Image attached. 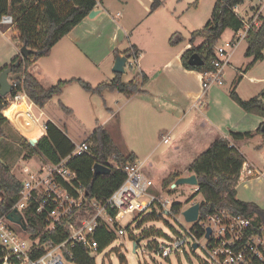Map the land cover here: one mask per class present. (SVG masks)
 <instances>
[{"label": "crops", "instance_id": "obj_1", "mask_svg": "<svg viewBox=\"0 0 264 264\" xmlns=\"http://www.w3.org/2000/svg\"><path fill=\"white\" fill-rule=\"evenodd\" d=\"M96 2L94 10L101 12L93 19L87 17L81 21L53 46L47 58H40L34 62L28 72L44 89L55 86L59 81L76 79L85 81L86 75L92 76L93 80H86L90 85L107 84L116 75L112 72L115 57L123 55L130 47L136 48L139 53L137 56L139 74L144 75L146 81L140 84L138 91L131 96L116 92L120 97L116 102L115 111L109 109L110 118L101 127L107 130L121 153L134 155L135 163L140 166L142 172L145 169L157 173L162 181L173 173L188 177L187 169L190 164L216 140L228 139L230 131L249 133L263 125L264 119L244 112L230 99L229 91L234 89L238 97L244 101L264 93V72L257 73L259 68L264 69V52L261 61L253 62L252 57L244 56L246 47L240 53V58L234 60L237 47L231 56L230 66L226 68L228 71H224L223 84L212 85L203 94L200 73L186 70L180 61L181 55L190 48L187 43L177 52H169L164 46L157 50L155 43L149 51L152 54L151 60L145 63L147 50L137 38V34L133 33L137 31L136 22L130 24L127 21L126 26H120L118 22L120 14L116 13L114 17L109 14L114 9V3H110L109 0ZM169 27L168 23L162 26L163 35H166ZM7 30L8 28L0 26V69L8 65L19 53L7 39L5 35ZM232 37L233 34L230 39ZM173 39L180 41L178 36ZM198 42L200 44L201 40L195 42L196 46L199 45ZM49 58L52 69L42 63V60ZM232 72L236 75H232ZM240 79L260 86L258 94L242 98L236 90ZM34 108L43 109L36 106ZM21 109L22 106L15 105V111ZM5 111L6 109L3 112ZM40 113L44 116L42 111ZM9 119L7 125L11 127L12 132L19 137L23 136ZM46 122H51L60 129L56 123L50 120ZM117 130L121 134L120 138L116 136ZM128 134H136V138L132 136L130 138ZM163 137L167 138L166 143H163ZM22 140L25 142L30 139ZM231 143L243 156L245 163L252 165L255 171L254 175L237 185V196L238 189L243 186V190H249L257 199L259 193L264 195V140L260 135H255ZM163 145L168 147L161 155L155 156ZM252 147L257 152L251 156L246 151ZM140 150L145 152L142 153ZM262 200L263 197L259 202L254 200L248 203H253L263 210L264 206H260L264 204Z\"/></svg>", "mask_w": 264, "mask_h": 264}, {"label": "trees", "instance_id": "obj_2", "mask_svg": "<svg viewBox=\"0 0 264 264\" xmlns=\"http://www.w3.org/2000/svg\"><path fill=\"white\" fill-rule=\"evenodd\" d=\"M246 0H216L212 9L211 18L200 30L190 34L188 45L190 48L185 51L180 61L186 70L204 73L210 71L211 60L214 56V48L219 42L222 33L230 30L233 34L243 27L244 19L234 9L240 7ZM257 3L252 9L253 13L260 8V0H253ZM161 0H153L150 11H155L160 6ZM259 3V4H258ZM97 6L96 0H0V18L3 15H10L13 18V25L6 31L7 39L20 50L22 46L33 51L26 58L18 55L6 66L0 69V73L8 68L12 75H20L21 79L16 80L17 90L12 89L5 98L0 97V139L3 137V127L8 120L3 117L2 111L7 108L6 98L13 96L17 91H23L28 99L39 108H43L53 97L61 93L63 86L71 82H77L86 91H94L101 94L107 90L118 92L124 96H131L138 91L139 85L146 81L141 75L140 80L134 78L128 83L121 81V75L116 74L109 83L99 84L93 88L89 83L80 79L70 81H59L55 86L44 89L38 81L28 72L30 66L40 58L49 56L53 46L65 37L81 21L88 17ZM261 25L259 28L248 32L246 43L247 49L244 56L253 58V62L263 59L264 52V17H259ZM174 37V36H173ZM171 40V44L178 40ZM201 40L199 45H195ZM199 56L207 55L202 66L193 67L188 64V59L193 54ZM116 54V52H115ZM136 48L130 47L123 52V55L130 58L138 56ZM16 64V65H15ZM230 99L235 102L247 114L264 119V93L259 97L244 101L238 97L234 89L229 91ZM66 114L70 113L65 109ZM262 124L253 132L235 133L230 131L227 138L216 140L210 147L197 157L188 167L187 172L194 175L197 180L198 190L195 196L201 197L199 208V219L206 216L226 211L230 214L241 215L251 218L253 223L264 222V210L253 203L243 202L237 198L236 187L242 181L241 174L245 166V159L232 146V141H238L260 135L264 140V131H261ZM90 144V154H80L70 159L68 167L75 173V183L81 186L87 199L104 201L111 193L121 185L125 175L121 168H113L109 162L119 167L126 164H134L133 154L124 155L116 147L107 130L101 126L94 129L86 139ZM32 156H38L48 163H57L66 158L73 149V144L66 137L65 132L58 129L51 122H46V135L34 141L31 145L25 141ZM94 164H108V174H93ZM181 178L180 173H173L161 183L164 190H168L174 182ZM21 189L18 181L10 170L0 162V217L7 214L17 200ZM194 197V196H193ZM179 204H172L171 211L176 214L180 210ZM150 217L156 215L151 211ZM115 216L114 211L109 212V219ZM26 225L25 234L32 238L39 237L40 243L51 240L59 243L67 238L62 228H56L51 233H42L40 219L30 212L23 215ZM21 231V229H18ZM98 243V254L103 251L113 240L114 235L101 224L94 235ZM66 260L70 264H96L95 257L88 255L86 250L76 245L67 248ZM1 253V251H0Z\"/></svg>", "mask_w": 264, "mask_h": 264}, {"label": "built area", "instance_id": "obj_3", "mask_svg": "<svg viewBox=\"0 0 264 264\" xmlns=\"http://www.w3.org/2000/svg\"><path fill=\"white\" fill-rule=\"evenodd\" d=\"M260 2L264 5V0ZM261 5L248 20H244L243 27L230 40L214 48L212 69L200 73L203 94L212 85L223 84L222 77L225 69L230 66L234 50L240 42L246 40L250 30L261 25ZM236 9L237 7L234 11ZM12 25L13 18L10 15L0 18V26L9 28ZM134 67L139 68L138 57L133 55L127 59L125 69ZM10 84L11 90H17L15 82ZM6 103V110L15 105L23 106L20 111H12V118H7L23 136L36 131L34 139L38 140L46 135V122L40 126L41 131L36 127L43 114L35 116L32 112L35 105L23 91H17L6 98ZM2 113L4 114L3 111ZM166 142L167 138L163 137V143ZM80 154H90V144L86 140L73 145L71 153L57 163H48L39 157L34 170L20 181L21 189L16 202L7 214L0 217V264H70L65 257L68 254L67 248L80 245L88 255L98 254V243L94 235L104 220L109 219L110 211L115 212L114 220H119L124 215L143 214L153 210L168 215L172 213V204L162 197L166 190L161 184L157 189L136 163L119 167L109 162L113 168L122 169L124 181L104 201L87 199L84 189L75 183V173L68 167L70 159ZM254 174L252 165L246 163L241 179ZM193 187V192H196L197 186ZM200 202L201 200L194 201L193 204ZM13 211L20 214L23 221L24 213L30 212L40 219L42 233H51L60 227L66 232L67 238L59 243L51 240L40 243L39 237L32 238L30 235L25 238L15 232V229L21 228L7 219V215ZM189 225V229L175 232L173 239L156 244L153 252L155 256L169 260L179 252L185 253L186 249L195 251L199 247V241L204 240L208 260L201 264H264V222L254 224L251 218L221 211L201 220L198 215L197 220ZM141 254H145L144 249H141Z\"/></svg>", "mask_w": 264, "mask_h": 264}, {"label": "rangeland", "instance_id": "obj_4", "mask_svg": "<svg viewBox=\"0 0 264 264\" xmlns=\"http://www.w3.org/2000/svg\"><path fill=\"white\" fill-rule=\"evenodd\" d=\"M109 1L110 3H114V9L110 11L109 14L113 17L116 13L120 14V18H118L120 26H126L127 21H129L130 24L134 21L136 22L137 31L133 33L134 35L137 34V38L147 50L145 63H149L152 55L149 51H151L155 43L154 46L157 50L162 46L169 52H177L182 49L184 45L188 43L190 34L202 29L210 20L216 0H161L159 8L153 12L150 11L153 0ZM259 3L261 5V2ZM254 5H257V3L253 0H246L242 6L237 7L235 12L244 20H248L253 15L254 10L252 7ZM261 6V16L264 17V5L262 4ZM167 23L170 27L166 35H163L162 26ZM232 34V31L225 30L217 45H222L225 41L229 40ZM173 36L174 38L178 36L180 41L171 44L170 42ZM147 40L149 43L146 42ZM246 47V41L240 42L235 52L234 60L240 58V53ZM42 61V63H45L52 69L50 58ZM225 71L228 70L225 69ZM263 72V68L257 70L258 74ZM234 74L236 75V73L232 75ZM86 76L85 81H82L87 83V79L93 80L91 75ZM121 77L123 83H128L134 78H138L139 80L141 78L139 70L135 67L132 69H125V73ZM222 78L224 79V77ZM57 83L58 82H56V84ZM91 84L93 88L97 86L93 85V83ZM227 84L229 87V81ZM237 86L236 88L238 89L236 90H238L242 98H249V96L252 97L257 95L258 89L260 88V86L249 84V81L245 79H240ZM119 97L120 96L114 91L110 92L105 90L101 94L94 91H86L77 82H72L63 86L61 93L53 97L43 109L34 108L32 112L35 116H38L40 111L44 113V116L40 118L39 123L36 125L40 131V126H42L44 122L50 120L56 123L60 129L65 132L66 137L73 145H78L86 140L95 128L101 126L110 118L109 109L112 108V110L115 111V105ZM65 109H69L70 113L66 114ZM3 117L5 116L3 115ZM3 132L4 135L0 139V162L10 170V173L18 181H21L28 172L34 170V166H36L39 157L35 155L32 156L25 142L22 140L26 139L25 137L28 138L26 135L27 133L25 136L19 137L18 134L12 132L11 127L7 124L3 127ZM120 135L121 134L117 130L116 136L120 138ZM128 136H130V138L131 136L134 139L136 138V134H128ZM152 139H154V136H152ZM166 147L168 146H161L155 153V156L161 155V152L164 151ZM140 152L144 153L145 150H140ZM256 152L257 150H255V148L253 149V147L246 151V153H249L251 156ZM146 171L143 169L142 173L144 176L152 180L156 188L159 189L158 187L162 182L161 176L157 173ZM242 187L243 186H240L238 189L237 197L240 200L246 202H253L255 200L259 202L263 197L261 202H264L263 193H259L260 196L257 197V200L253 197L252 192L243 190ZM193 188V186L189 185H179L174 188L170 187L162 195V197L169 200L171 204L180 205L181 208L176 214L171 213L168 215L166 213L157 212L155 216L150 217L151 211H147L143 214L124 215L119 220L105 219L103 225L108 231L113 233L115 238L101 253L94 255L95 263L201 264V262L207 261L208 258L205 253L204 240L199 241V247L195 251L186 249L185 253L179 252L177 256H171L169 260L161 259L153 253L156 244L165 243L168 239L174 238L175 232L190 228V225L184 221L182 212L193 205L194 201L199 202L201 200L200 196L194 195ZM260 206L263 207L264 204ZM15 232L26 238L24 232L17 229H15ZM134 243H136L135 251H133ZM141 249H144L145 254H141Z\"/></svg>", "mask_w": 264, "mask_h": 264}, {"label": "water", "instance_id": "obj_5", "mask_svg": "<svg viewBox=\"0 0 264 264\" xmlns=\"http://www.w3.org/2000/svg\"><path fill=\"white\" fill-rule=\"evenodd\" d=\"M101 11L100 10H93L89 13L88 18L93 19L96 17ZM21 57L26 58L28 54L34 53L33 51L27 49L25 46H22L19 50ZM207 58V55H203L202 57L198 54H193L188 59V64L193 67L202 66L204 64V60ZM128 57L125 55H118L115 57L114 65L112 68V72L115 74L123 75L125 73V63L127 61ZM16 65V64H15ZM21 79L20 75H12L11 69L8 68L0 73V97L5 98L9 95L11 91V82H15L16 80ZM261 131H264V123L261 126ZM28 142L33 145L34 140L30 139ZM93 174L99 175V174H108L110 172V168L106 165L101 164H94L93 165ZM179 185H189V186H197V180L194 175H190L188 177H181L177 179L174 184L171 185V188H174ZM199 208L200 204L195 203L191 205L189 208L184 210L182 212V216L184 218V221L188 224H191L195 222L199 215ZM7 219L19 226L23 231L26 230V225L21 217L20 214L16 213L15 211L11 212L9 215H7ZM209 235V230H207L206 237ZM139 241V240H138ZM137 241V242H138ZM196 246L194 245L193 249H195ZM136 249V243L133 244V251Z\"/></svg>", "mask_w": 264, "mask_h": 264}, {"label": "bare ground", "instance_id": "obj_6", "mask_svg": "<svg viewBox=\"0 0 264 264\" xmlns=\"http://www.w3.org/2000/svg\"><path fill=\"white\" fill-rule=\"evenodd\" d=\"M14 108H15V106H12V107H10V108H8L5 112H4V116L5 117H7V118H12V116H13V110H14ZM22 108H23V106H22ZM36 131H33V132H30V133H28V134H26L28 137H32V138H34L35 136H36Z\"/></svg>", "mask_w": 264, "mask_h": 264}]
</instances>
